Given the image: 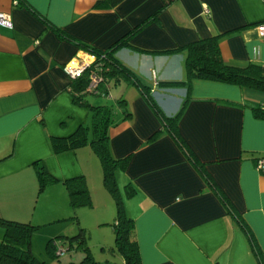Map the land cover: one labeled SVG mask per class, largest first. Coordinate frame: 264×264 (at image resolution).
I'll use <instances>...</instances> for the list:
<instances>
[{"label":"crops","instance_id":"obj_1","mask_svg":"<svg viewBox=\"0 0 264 264\" xmlns=\"http://www.w3.org/2000/svg\"><path fill=\"white\" fill-rule=\"evenodd\" d=\"M0 12L12 22L0 26V217L58 222L54 234L66 241L63 253L71 250L64 234L73 222L64 220L74 207L64 180L82 175L97 189L93 219L114 218L93 148L54 153L50 136L90 122L63 69L74 57L93 59L78 42L102 52L124 38L114 56L149 85L163 115L179 112L186 98L173 123L184 149L137 86L119 80L108 84L107 103L91 101L116 106L121 98L130 113L122 118L116 107L108 146L125 160L116 166L119 185L133 187L122 204L142 264H264V172L256 168L264 116L254 110L264 109V92L205 78L187 88L158 85L184 79V47L212 35H219L226 63L264 67V38L255 32L264 0H0ZM37 160L56 178L40 191ZM75 211L81 222L84 210ZM3 232L0 225V242Z\"/></svg>","mask_w":264,"mask_h":264},{"label":"trees","instance_id":"obj_2","mask_svg":"<svg viewBox=\"0 0 264 264\" xmlns=\"http://www.w3.org/2000/svg\"><path fill=\"white\" fill-rule=\"evenodd\" d=\"M120 1L122 0H106L110 6L116 5ZM168 1L170 0H167V2ZM219 40V35H212L205 38H199L187 44L184 47V67L186 77L182 80L160 81L158 82V85L160 87L183 86L187 88L193 79L205 78L234 83L241 87L252 88L264 92V67L256 63H250L245 66H236L226 63L221 55ZM124 43L125 39L122 38L108 50L100 52L87 44L78 42L79 46L86 52L92 53L96 56L98 53H104L106 57V60L103 59L100 63L96 61L93 65H90L82 76L73 79L70 85L73 102L80 106H85L90 110V126L81 124L67 136H50V143L54 153L76 150L88 144L93 148L102 165L103 184L115 198L116 217L112 223V228L115 235V249L123 258V263L121 264H142L138 245L132 237L134 227L133 219L126 215L122 200L118 197L114 181L116 166H123L125 160L117 161L114 159L108 146V128L110 125L116 123L115 109L116 107H122L124 99H117L116 106L110 104H91L86 99V95H92V93L87 91L90 74L96 71V69H99L96 73L98 75L100 73L105 74V80L108 81L109 85L119 80H125L137 86L150 106H152L158 113L165 126L173 132L174 137L178 140L179 145L183 149L185 143L179 138V133H176V126L174 127L173 123L177 119L181 109L184 107L186 98L183 100L179 112L172 116L163 115L149 92V85L141 76L136 74L127 65L121 63L114 56L115 49ZM96 59H98V57H96ZM102 63L104 68H98L97 66L101 67ZM121 109L123 114L122 118H127L130 113L125 109V106ZM254 110L257 116H264V109L261 107H256ZM192 159L197 162L194 157ZM34 164L36 165L40 191L45 186L47 180H56V178L46 171L40 160L35 161ZM198 168L201 169V166H198ZM82 177L83 176L81 175L64 180V184L68 190V198L73 207L78 205V202L80 204H85L89 201V199L81 200V202L78 200L79 195H82L85 198H87L88 195V190L84 185H81L82 183L75 185L77 180L79 178L82 179ZM207 178L208 177H206V179ZM207 181L212 187H214L210 179H207ZM127 186H129V184H126V188ZM132 192L133 189H126L125 191L127 196L132 194ZM0 225L4 228L0 242V264H49L47 261L38 260L34 257L31 251L30 237L36 226L30 221L21 222L0 217ZM64 237L69 240L70 246L75 245L77 248L83 249L84 254L78 262L72 261L62 264H100L90 253L89 247L85 241L84 228L79 226L77 233L72 234L71 236L66 235ZM63 243L64 242L60 239H50L47 243V249L51 254L52 251H54L55 256L61 255L66 248L63 246Z\"/></svg>","mask_w":264,"mask_h":264},{"label":"rangeland","instance_id":"obj_3","mask_svg":"<svg viewBox=\"0 0 264 264\" xmlns=\"http://www.w3.org/2000/svg\"><path fill=\"white\" fill-rule=\"evenodd\" d=\"M89 54L93 56V59L90 60L91 65H93L96 61L100 63L103 59L106 60L104 53H98L97 56L92 53ZM96 57H98V59H96ZM100 68L102 69L104 68L103 63ZM86 70H84V72ZM97 76L102 77V83H100L101 81L99 82L98 80L99 83L97 85V88L99 89L101 87V89L99 92H90L92 93V95H86V99L91 103V101L95 100L94 96H97V97H102L101 99H99L102 100V103H107L104 99L108 97V89H107L108 81L105 80L106 75L100 73L99 75L97 74ZM88 125L90 126V122L88 123ZM114 181L117 188L118 197L120 198V200H123L126 189H133V187H131V185L127 186V188L124 187L127 184L126 182L123 183L121 186L119 185L118 177L116 176V169L114 172ZM77 184L84 185L88 190L87 198H85L82 195H79L78 200L81 202V200L89 199V201L85 204H80L78 202V205H76L73 208L74 213L72 214V217L70 216L66 220H64L65 221L64 223H67V225L73 222V230L71 231V233H68L69 235L68 234H64V235L71 236L72 234L77 233L79 226L84 228L86 244L89 247L90 253L95 260H97L100 264H121V262H119L120 256L115 249V242H114L115 235L112 228V223L116 217V211L114 218H112V220L105 219L102 221H96L95 219H93L94 210H92V208H89V206L90 207L93 206L92 193L97 192V189L93 188L92 185H90L89 187L84 177H82V179L79 178L75 183V185ZM104 188L106 189V191H108L105 185ZM110 196H112L111 193ZM112 199L114 200L115 203V198L113 196ZM76 208L84 210L85 215L83 214L84 217L83 215H81V219H82L81 222L79 221L78 216L76 215L77 214L75 211ZM30 222L36 226V228L31 233L30 247L34 257H36L38 260L47 261L49 264H62L72 261L78 262L82 258L84 254V250L81 248H77L76 246H74L71 250L66 251L58 256H55L54 251H52L51 254V252L47 249V243L50 239H60L63 237V235H56V233L54 234L55 231L58 232V229L60 227V224L58 222H54V223H49L50 221H42V222L30 221ZM61 241L66 242L65 240H61ZM113 253H115V255H113ZM113 256H115L114 259ZM116 257H118L117 258L118 260L116 259Z\"/></svg>","mask_w":264,"mask_h":264},{"label":"built area","instance_id":"obj_4","mask_svg":"<svg viewBox=\"0 0 264 264\" xmlns=\"http://www.w3.org/2000/svg\"><path fill=\"white\" fill-rule=\"evenodd\" d=\"M0 26L11 27L12 22L11 18L8 14L4 12H0ZM255 32L259 37L264 38V22L259 23L255 26ZM253 54L257 56L258 51L256 48L253 49ZM91 65V61H85L82 58L74 57L70 62H67L63 65V69L65 73L71 78L76 79L82 76L84 70L88 69ZM99 67V66H97ZM100 68V67H99ZM99 69H96V71ZM96 71L90 74V82L87 87V91L89 92H99L101 87L98 89V83H102V77L97 76ZM99 80V82H98ZM256 168L260 172H264V157H260L256 161ZM61 253V252H59Z\"/></svg>","mask_w":264,"mask_h":264}]
</instances>
